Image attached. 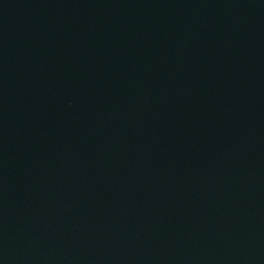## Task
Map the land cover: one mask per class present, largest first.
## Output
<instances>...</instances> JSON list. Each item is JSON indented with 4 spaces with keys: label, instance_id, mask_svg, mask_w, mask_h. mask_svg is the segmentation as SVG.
<instances>
[{
    "label": "water",
    "instance_id": "1",
    "mask_svg": "<svg viewBox=\"0 0 264 264\" xmlns=\"http://www.w3.org/2000/svg\"><path fill=\"white\" fill-rule=\"evenodd\" d=\"M0 264H264V0H0Z\"/></svg>",
    "mask_w": 264,
    "mask_h": 264
}]
</instances>
